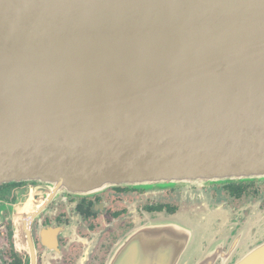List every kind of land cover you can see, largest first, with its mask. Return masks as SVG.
<instances>
[{
  "label": "water",
  "instance_id": "1",
  "mask_svg": "<svg viewBox=\"0 0 264 264\" xmlns=\"http://www.w3.org/2000/svg\"><path fill=\"white\" fill-rule=\"evenodd\" d=\"M243 181H264V0H0V184ZM132 233L111 264L161 236Z\"/></svg>",
  "mask_w": 264,
  "mask_h": 264
},
{
  "label": "flooded vegetation",
  "instance_id": "2",
  "mask_svg": "<svg viewBox=\"0 0 264 264\" xmlns=\"http://www.w3.org/2000/svg\"><path fill=\"white\" fill-rule=\"evenodd\" d=\"M257 183L264 181L115 185L56 196L33 182L0 184V264H111L148 218L161 232L157 246L129 250L123 264H237L264 245V186Z\"/></svg>",
  "mask_w": 264,
  "mask_h": 264
},
{
  "label": "rangeland",
  "instance_id": "3",
  "mask_svg": "<svg viewBox=\"0 0 264 264\" xmlns=\"http://www.w3.org/2000/svg\"><path fill=\"white\" fill-rule=\"evenodd\" d=\"M194 185V184H193ZM202 185H205V184H201V185H194V186H202ZM264 186V183H257L254 187H263ZM142 188H145V189H152V188H147V187H142Z\"/></svg>",
  "mask_w": 264,
  "mask_h": 264
}]
</instances>
